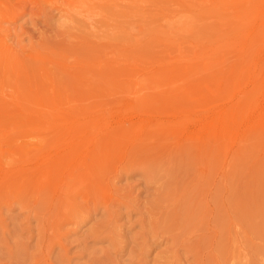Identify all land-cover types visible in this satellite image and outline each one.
Here are the masks:
<instances>
[{
	"label": "rangeland",
	"instance_id": "1",
	"mask_svg": "<svg viewBox=\"0 0 264 264\" xmlns=\"http://www.w3.org/2000/svg\"><path fill=\"white\" fill-rule=\"evenodd\" d=\"M0 264H264V0H0Z\"/></svg>",
	"mask_w": 264,
	"mask_h": 264
},
{
	"label": "bare ground",
	"instance_id": "2",
	"mask_svg": "<svg viewBox=\"0 0 264 264\" xmlns=\"http://www.w3.org/2000/svg\"><path fill=\"white\" fill-rule=\"evenodd\" d=\"M61 7V6H60ZM242 102V101H241ZM243 103V102H242ZM243 106V105H242ZM217 114V113H216ZM217 116H219V115H217ZM217 116H215V114H213V117H210L209 119H208V121H207V124L209 125V126H213V125H216L217 123H218V120H219V117H217ZM206 120V119H205ZM235 121V120H234ZM206 124V125H207ZM205 125V124H204ZM259 126V125H258ZM229 127V126H228ZM234 127V126H233ZM230 129H231V127H230Z\"/></svg>",
	"mask_w": 264,
	"mask_h": 264
}]
</instances>
